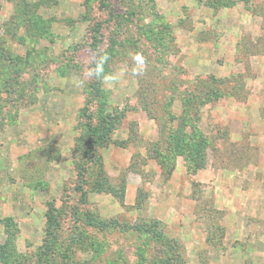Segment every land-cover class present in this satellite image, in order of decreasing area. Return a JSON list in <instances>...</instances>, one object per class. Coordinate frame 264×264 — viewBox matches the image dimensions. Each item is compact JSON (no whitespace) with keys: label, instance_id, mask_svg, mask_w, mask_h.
Listing matches in <instances>:
<instances>
[{"label":"rangeland","instance_id":"obj_1","mask_svg":"<svg viewBox=\"0 0 264 264\" xmlns=\"http://www.w3.org/2000/svg\"><path fill=\"white\" fill-rule=\"evenodd\" d=\"M0 264H264V0H0Z\"/></svg>","mask_w":264,"mask_h":264},{"label":"clouds","instance_id":"obj_2","mask_svg":"<svg viewBox=\"0 0 264 264\" xmlns=\"http://www.w3.org/2000/svg\"><path fill=\"white\" fill-rule=\"evenodd\" d=\"M109 59L110 57L107 53H97L95 59L90 62L86 75L111 87L117 84L122 77H142L147 70L145 58L141 55H134L131 65H126L122 70L117 72L106 73L105 65Z\"/></svg>","mask_w":264,"mask_h":264},{"label":"trees","instance_id":"obj_3","mask_svg":"<svg viewBox=\"0 0 264 264\" xmlns=\"http://www.w3.org/2000/svg\"><path fill=\"white\" fill-rule=\"evenodd\" d=\"M96 93H97V97L99 96L100 97V94H101V92H100V89L99 88H97V90H96ZM92 123H93V119H90V122H89V124L87 125L88 126V128L90 129V130H94V131H100V132H102L105 136H108V137H110L109 135H110V133L109 132H103V131H101L100 129H98V128H94V126L92 125ZM96 131V132H97ZM103 166H102V162H101V164H100V166H99V168H97V169H100V171H99V173L101 174L102 172H103V168H102ZM99 187H100V191H107V192H110V193H117V190L115 189V187L114 186H112V184L110 183V181H108L107 180V182H106V184L104 183V182H99ZM106 185V186H105ZM124 188V187H123ZM125 189V188H124ZM120 195V194H119ZM121 197L123 198L124 197V191H123V193L121 192ZM122 202H123V200H122ZM54 215H53V211L52 210H50V213H48V222L51 224V225H53V223H55V219H54V217H53ZM94 224H96V222L94 221L93 222ZM99 223H101L100 225H104V226H102V227H109L110 225H106L105 226V223H104V221H102V222H98V224ZM48 235L49 236H51V235H53V231H50L49 233H48Z\"/></svg>","mask_w":264,"mask_h":264}]
</instances>
